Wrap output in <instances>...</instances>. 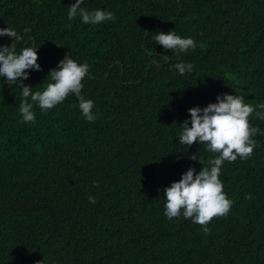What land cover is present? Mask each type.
Here are the masks:
<instances>
[{"label":"trees","instance_id":"1","mask_svg":"<svg viewBox=\"0 0 264 264\" xmlns=\"http://www.w3.org/2000/svg\"><path fill=\"white\" fill-rule=\"evenodd\" d=\"M75 2L0 0V29L23 36L0 47L37 48L42 70L23 85L44 91L66 56L87 63L81 94L97 116L88 122L75 95L47 111L29 97L36 119L24 122L21 89L0 77V264H264V135L249 159L224 161L233 205L208 234L169 220L163 191L217 155L180 144L189 109L225 94L264 103V0H85L115 16L97 25L68 19ZM170 31L195 49L158 45ZM178 63L193 69L182 76Z\"/></svg>","mask_w":264,"mask_h":264},{"label":"clouds","instance_id":"2","mask_svg":"<svg viewBox=\"0 0 264 264\" xmlns=\"http://www.w3.org/2000/svg\"><path fill=\"white\" fill-rule=\"evenodd\" d=\"M84 2L85 0H76L69 7V20H73L78 15L84 24L97 25L115 20L112 12L86 10L81 7ZM30 31L31 29L27 27L23 29L24 33ZM3 36L16 42L23 40L22 35L9 27L0 29V37ZM155 39L164 49L177 52H186L196 47L193 39L181 38L174 31L167 34L158 33ZM37 61V48L25 47L18 54L14 42L10 47H0V77L6 78L7 82L21 89L23 100L19 112L23 121L35 122L33 103L38 104L42 111H47L65 102L70 95H75L85 119L94 122L97 119L92 111L94 102L85 99L81 94L84 87L82 81L89 72V65L78 64L66 56L60 61L58 69L50 71L52 83H48L44 91L33 93L32 88L23 85L22 81L29 79V70H42ZM175 67L182 76L193 69L191 63H178ZM29 97L33 103L28 102ZM216 99V103L204 108L189 109L191 127L186 120L179 137L180 144L191 147L199 142L201 145H207V151L217 154L214 159L208 161L211 167L203 166L204 161L199 158V163L202 165L199 174H196L194 168H189L178 182H173L163 190L166 196L164 215L172 220L182 214L185 219H192L193 223L200 225L205 234L210 232L208 224L211 220L226 216L233 205V201L224 193L223 183L219 179L224 161L235 162L238 157L242 160L249 159L257 146L253 137L257 134L264 135L258 127H252L249 121L257 108L264 109V103L253 106L246 103L243 96L229 94L218 96ZM256 115L264 119V112H256ZM190 159L197 160V155H192ZM89 201L95 203V198L89 196Z\"/></svg>","mask_w":264,"mask_h":264}]
</instances>
